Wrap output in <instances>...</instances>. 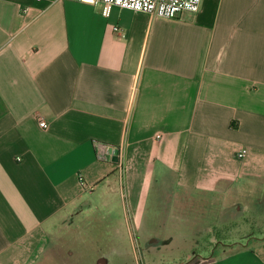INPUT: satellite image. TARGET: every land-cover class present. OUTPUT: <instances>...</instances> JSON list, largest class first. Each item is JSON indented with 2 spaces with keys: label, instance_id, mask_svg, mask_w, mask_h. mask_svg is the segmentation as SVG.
I'll list each match as a JSON object with an SVG mask.
<instances>
[{
  "label": "crops",
  "instance_id": "crops-1",
  "mask_svg": "<svg viewBox=\"0 0 264 264\" xmlns=\"http://www.w3.org/2000/svg\"><path fill=\"white\" fill-rule=\"evenodd\" d=\"M109 200L178 225L169 264H264V226L220 242L209 213L264 217V0L176 19L0 0V264H39L53 233Z\"/></svg>",
  "mask_w": 264,
  "mask_h": 264
},
{
  "label": "rangeland",
  "instance_id": "rangeland-1",
  "mask_svg": "<svg viewBox=\"0 0 264 264\" xmlns=\"http://www.w3.org/2000/svg\"><path fill=\"white\" fill-rule=\"evenodd\" d=\"M262 202L254 201L253 211H258L261 204L264 207ZM108 203V208L104 202L98 203L99 207H93L83 217L53 233L39 256V264H169L182 258L178 225L161 223L163 216L158 221L151 218L147 219L149 223L136 224L123 217L120 200ZM209 213L218 218L215 236H219L220 242H233L239 240L236 236L246 234L259 235L264 226V217L255 216L256 213L251 215L241 210L234 218L231 210L221 213L220 209H212ZM219 229L234 234L222 237ZM172 236L174 241H169Z\"/></svg>",
  "mask_w": 264,
  "mask_h": 264
},
{
  "label": "built area",
  "instance_id": "built-area-1",
  "mask_svg": "<svg viewBox=\"0 0 264 264\" xmlns=\"http://www.w3.org/2000/svg\"><path fill=\"white\" fill-rule=\"evenodd\" d=\"M73 1H89L92 5L101 8V14L108 18L113 8L120 7L135 12H144L151 16L176 19L184 13H197L200 9L202 0H73ZM123 36V33L118 30ZM42 128H48L45 121L40 122ZM160 138V137H158ZM101 147L103 145H100ZM246 154L245 150L239 152L238 157L243 158Z\"/></svg>",
  "mask_w": 264,
  "mask_h": 264
},
{
  "label": "water",
  "instance_id": "water-1",
  "mask_svg": "<svg viewBox=\"0 0 264 264\" xmlns=\"http://www.w3.org/2000/svg\"><path fill=\"white\" fill-rule=\"evenodd\" d=\"M112 153L115 156L114 160H116L118 158V156H119L120 150L119 149H113Z\"/></svg>",
  "mask_w": 264,
  "mask_h": 264
}]
</instances>
